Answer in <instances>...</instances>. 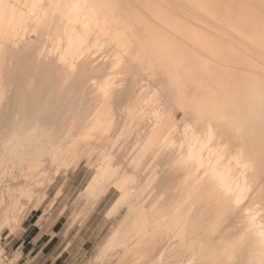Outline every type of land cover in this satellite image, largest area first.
Segmentation results:
<instances>
[{
  "label": "rangeland",
  "instance_id": "rangeland-1",
  "mask_svg": "<svg viewBox=\"0 0 264 264\" xmlns=\"http://www.w3.org/2000/svg\"><path fill=\"white\" fill-rule=\"evenodd\" d=\"M75 1L44 0L59 11L55 18H44L40 25L27 21V41L0 43V127L5 116L21 119L8 127H24L19 133L31 145L23 157L0 145V264H135L133 245L142 224L160 234L154 243L168 234L146 264L158 263L180 239L201 256L194 261L186 255L183 264H207L206 254L220 249L227 250L226 264H264L263 246L241 238L242 230L232 225L230 208L221 201L220 184L236 180L238 164L229 160L228 150L214 153L210 148L200 157L196 149L188 153L202 138L207 142L211 115L201 122L192 120L196 114L184 119L167 81L151 86L133 75L131 54L148 57L156 51L136 47L139 41L127 38V62L121 69L113 73L109 60L115 50L106 48L96 53L102 68L86 72L77 65V75L65 81L67 70L55 65L52 49L63 47V6ZM73 10L77 20L86 14ZM89 31L91 44L95 29ZM108 76V86L98 91ZM25 96L26 104L44 106L25 108L20 102ZM103 110L110 122L97 146L66 158L45 150L55 141L62 147L78 127L98 126L88 120L103 118ZM30 112L34 119L26 122ZM44 113H52L50 124L38 120ZM152 149H157L154 155Z\"/></svg>",
  "mask_w": 264,
  "mask_h": 264
},
{
  "label": "bare ground",
  "instance_id": "bare-ground-1",
  "mask_svg": "<svg viewBox=\"0 0 264 264\" xmlns=\"http://www.w3.org/2000/svg\"><path fill=\"white\" fill-rule=\"evenodd\" d=\"M68 1L62 0V3ZM75 7L84 9L86 14L91 12L99 23L86 14L77 20L72 15ZM63 10L67 13L63 26L65 41L63 47L53 48L52 52L57 58L55 65L60 64L67 70L65 81L77 75L74 70L77 65L86 72L102 68L96 53L106 48H114L109 65L113 73L118 71L127 62V38H135L139 41L136 47L144 44L157 53L148 57L131 54L134 59L128 60L134 61L136 79L148 80L151 86L167 81V92L173 95L184 119L196 114L192 120L201 122L211 115L206 126L210 127L207 142L202 138L199 146L193 145L188 153L193 154L196 149L200 157L211 149L214 153L228 150L227 156L238 164L239 172L236 180L224 179L220 184L221 201L230 208L234 217L232 225L242 230L241 238L262 245L261 251H264V0H76L63 6ZM58 12L49 9L44 0H0V43L15 45L27 41L23 39L27 21L32 19L40 25L44 18H55ZM90 26L95 34L88 44ZM56 45H61L59 39ZM88 45L91 46L87 48ZM154 58L158 61L154 62ZM144 60L147 65H140ZM33 71L43 74L37 69ZM108 80L111 76L98 91L108 86ZM22 98L19 101L27 109L44 106L43 103L26 104V96ZM57 112L53 114L58 116ZM51 115L40 114L38 120L46 123ZM102 115L101 119L88 120L98 126L78 127L62 147L55 141L45 150L50 151L49 155L54 152L66 158L97 146L105 138L102 132L110 122L108 113L103 110ZM32 119L33 113L25 121ZM20 120L3 117L0 145L3 143V151L23 157V151L31 147L22 140L26 136L19 133L24 127H8ZM211 127L220 128L213 131ZM151 144L155 146L152 141ZM153 150L150 155L157 149ZM3 163L0 159V166ZM41 164L43 161H38V166ZM242 215L244 218H239ZM139 229L143 233L134 242V260L135 264L141 260L146 264L157 247L168 240V234H161L160 241L154 243L160 235L156 230H150L145 224ZM165 254L156 264H183L184 256L189 255L194 261L197 257L192 254L189 241L185 248L181 239ZM225 254V249L214 250L204 259L207 264H226Z\"/></svg>",
  "mask_w": 264,
  "mask_h": 264
}]
</instances>
